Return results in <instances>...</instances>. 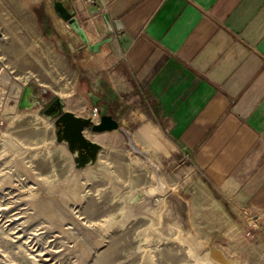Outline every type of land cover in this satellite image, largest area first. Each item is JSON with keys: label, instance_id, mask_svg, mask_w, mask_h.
<instances>
[{"label": "rangeland", "instance_id": "374dc122", "mask_svg": "<svg viewBox=\"0 0 264 264\" xmlns=\"http://www.w3.org/2000/svg\"><path fill=\"white\" fill-rule=\"evenodd\" d=\"M34 2L0 0V264H264V169L249 163L219 175L194 153L157 152L141 138L167 182L163 194L148 195L157 184L153 167L122 128L87 129L101 150L97 162L79 165V149L70 150L42 110L57 94L67 109L93 116L101 106L89 92L101 91L106 67L96 66L99 57L72 52L69 35L51 29L46 5ZM118 74L133 93L121 61ZM27 86L33 105L20 107ZM83 220L99 225L97 232ZM44 247L63 253V262L39 255Z\"/></svg>", "mask_w": 264, "mask_h": 264}, {"label": "crops", "instance_id": "0c3cea01", "mask_svg": "<svg viewBox=\"0 0 264 264\" xmlns=\"http://www.w3.org/2000/svg\"><path fill=\"white\" fill-rule=\"evenodd\" d=\"M39 1L72 52L106 67L98 95L137 142L157 152L180 147L223 176L249 163L264 169V0H63L92 42L111 37L99 51L85 46L55 0Z\"/></svg>", "mask_w": 264, "mask_h": 264}, {"label": "water", "instance_id": "95a60500", "mask_svg": "<svg viewBox=\"0 0 264 264\" xmlns=\"http://www.w3.org/2000/svg\"><path fill=\"white\" fill-rule=\"evenodd\" d=\"M54 8L56 12L67 22V24L77 33L89 50L99 51L104 43L111 41V37L108 36L98 42H92L81 21L77 17L76 12L70 9L63 0H55ZM104 17L107 25L110 27L111 23L108 16L105 15ZM116 24L119 26L118 22H116ZM1 34L2 32L0 31V35ZM30 90L29 86L24 89L20 107H24L25 105L31 107L33 105V103L29 100ZM89 94L93 100V104L95 106L100 104L101 106V109L99 110L100 118L97 122L94 121L93 116H81L74 111L67 109L65 107V100L57 94L54 100H52L51 106L49 108L46 106V108L42 110V113L48 116L51 120L55 119L56 126L60 127V129L65 132L70 150L74 152L76 148L79 149V157L77 158L79 165H84L89 159H92L93 162H97L99 151L101 150V143L92 140L85 134L87 129H91L94 132H103L122 128L127 132L132 146L131 133H129L126 128L120 127L119 122L109 113L108 104L103 102V98L100 95L94 92H89Z\"/></svg>", "mask_w": 264, "mask_h": 264}, {"label": "bare ground", "instance_id": "6f19581e", "mask_svg": "<svg viewBox=\"0 0 264 264\" xmlns=\"http://www.w3.org/2000/svg\"><path fill=\"white\" fill-rule=\"evenodd\" d=\"M6 38V37H5ZM2 67H5L4 66V64L2 63V61H1V59H0V69L2 68ZM9 73V72H8ZM23 80H25V79H23ZM21 82V81H20ZM16 95V94H15ZM91 116V115H90ZM93 119H94V121L95 122H97L98 121V116L97 115H93ZM131 142H132V146H133V149L135 150V151H138V152H142V153H144L145 154V156H146V158H147V160H148V162L150 163V165L153 167V178L157 181V184L155 185V186H153V187H151V188H149V189H147V191H146V193L149 195H154V194H163L165 191H166V189H167V182H166V180H165V176H164V173L162 172V167H161V164L160 163H158L156 160H155V158L152 156V154H151V152H149V151H145L144 149H142L141 147H139V145H138V142H137V140L135 139V137H134V135H131ZM62 148V147H61ZM65 149V148H64ZM102 163V162H101ZM100 164V163H99ZM105 164V163H104ZM106 165V164H105ZM104 165V167L103 168H107L106 166ZM98 166V165H97ZM98 169V168H97ZM96 170V168L94 167H92L90 170H88L87 171V173H86V175L88 176L91 172H93V171H95ZM101 170H102V168H101ZM32 171V170H31ZM104 172H105V169H104ZM94 173V172H93ZM77 174H79V171L77 172ZM80 176H81V174H80ZM42 177V176H41ZM41 179V178H40ZM85 179V178H84ZM44 181V180H43ZM87 181V183L89 182V180H86ZM8 182V181H7ZM86 188V187H85ZM81 191V190H80ZM85 192V191H84ZM84 195H85V193H83ZM83 195V196H84ZM86 196V195H85ZM128 202V201H127ZM147 207H148V205H147ZM146 210V209H145ZM40 211V210H39ZM40 213V212H39ZM25 214V213H24ZM128 214V213H127ZM125 216V215H124ZM163 217H164V215H163ZM79 220V219H81L80 218V216L78 217L77 215H76V217L74 216V220ZM107 221H109V220H107ZM42 223V222H41ZM81 223H82V225L86 228V229H90V230H93V231H96L97 232V230L99 229V225H97V224H95V222L93 223V222H90L89 220L87 221V220H83V221H81ZM111 223H113V222H111ZM80 224V223H79ZM99 224V223H98ZM107 224H108V222H107ZM116 225V224H115ZM48 227V226H47ZM67 228V227H66ZM69 228H70V226H69ZM81 228V227H80ZM62 229V228H61ZM85 229V230H86ZM46 230V229H45ZM49 230H50V228H49ZM59 230V229H58ZM64 230H66V229H64ZM87 230V231H88ZM106 230V229H105ZM178 230V229H177ZM176 230V231H177ZM56 231V230H55ZM67 231H69L68 229H67ZM54 232V231H53ZM61 232H63V231H61ZM99 232V231H98ZM159 232V231H158ZM65 233H67V232H65ZM104 233V232H103ZM58 234V233H57ZM99 234V233H98ZM162 234V233H161ZM63 235V234H62ZM106 235V234H105ZM182 235V234H181ZM56 236V235H55ZM161 236V235H160ZM60 237V236H59ZM72 237V236H71ZM172 238H173V235L171 236ZM104 238V237H103ZM171 238V239H172ZM73 240V239H72ZM91 240V239H90ZM164 240V239H163ZM88 241V240H87ZM98 241V240H97ZM75 242H78V241H75ZM100 242V241H99ZM83 243V242H82ZM86 243V242H85ZM90 243V242H89ZM93 243V242H92ZM95 244H96V242H95ZM98 244H100V243H98ZM93 246H94V244H92ZM91 245V246H92ZM40 248V247H39ZM93 248V247H92ZM97 248V247H96ZM96 248H94V249H96ZM64 249V248H63ZM68 249H69V247H68ZM89 248H88V246L86 245V247H85V249H84V252L87 250V251H89L88 250ZM67 250V249H66ZM72 250V249H71ZM68 251V250H67ZM57 251H54V250H50V249H48L47 247H44V248H42L41 250H40V252H38V254L39 255H47V256H51L50 257V259H53V260H56V261H61V262H63L62 260H63V258L61 257L62 256V254L61 255H59L58 253H56ZM91 252V251H90ZM93 252V251H92ZM202 252V251H201ZM204 252V251H203ZM66 253V252H65ZM73 253V252H72ZM67 254V253H66ZM93 253H91V255H92ZM150 254V253H149ZM64 255V254H63ZM68 255V254H67ZM75 255V254H74ZM90 255V256H91ZM79 256V255H78ZM93 256V255H92ZM211 256H213V257H215V258H217V259H224V257L222 256V254H220V253H217V252H213V249H211ZM68 257V256H67ZM69 257H70V255H69ZM73 257V256H72ZM212 257V258H213ZM65 258V257H64ZM88 258V257H87ZM208 259H209V257H207ZM82 259H84V258H82ZM81 259V260H82ZM93 259V258H92ZM46 260H48V259H46ZM65 260V259H64ZM77 261V260H76ZM88 261V260H87ZM89 262H91V261H89ZM71 263V262H70ZM70 263H68V264H70ZM84 262H82V263H80V264H83ZM86 263V262H85ZM78 264V263H77ZM87 264H89V263H87ZM230 264H236V263H234V261H231V263Z\"/></svg>", "mask_w": 264, "mask_h": 264}, {"label": "built area", "instance_id": "2783aa9c", "mask_svg": "<svg viewBox=\"0 0 264 264\" xmlns=\"http://www.w3.org/2000/svg\"><path fill=\"white\" fill-rule=\"evenodd\" d=\"M94 115H99V109L97 107L94 108Z\"/></svg>", "mask_w": 264, "mask_h": 264}, {"label": "flooded vegetation", "instance_id": "af4514ba", "mask_svg": "<svg viewBox=\"0 0 264 264\" xmlns=\"http://www.w3.org/2000/svg\"><path fill=\"white\" fill-rule=\"evenodd\" d=\"M51 104H52V103H50V104L48 105V107H47V108H49V107L51 106Z\"/></svg>", "mask_w": 264, "mask_h": 264}]
</instances>
